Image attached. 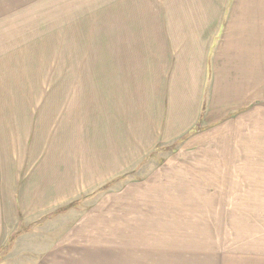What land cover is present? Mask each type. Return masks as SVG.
<instances>
[{"label":"rangeland","instance_id":"1","mask_svg":"<svg viewBox=\"0 0 264 264\" xmlns=\"http://www.w3.org/2000/svg\"><path fill=\"white\" fill-rule=\"evenodd\" d=\"M175 17L202 23L170 25ZM150 51L161 72L145 61ZM183 55L216 67L207 66L202 102L187 111L195 125L156 155L215 167L193 181L191 199L161 202L165 232L156 231L158 210L144 218L150 232H133L128 218L113 227L110 208L89 214L86 199L18 215L15 193L32 168L14 166L24 141L34 145L30 132H41L39 148L49 125L90 132L103 97L119 107L124 95L147 101L146 78L148 87L163 82ZM251 240H264V0H0V264H206L207 252L233 264L238 242Z\"/></svg>","mask_w":264,"mask_h":264},{"label":"crops","instance_id":"2","mask_svg":"<svg viewBox=\"0 0 264 264\" xmlns=\"http://www.w3.org/2000/svg\"><path fill=\"white\" fill-rule=\"evenodd\" d=\"M23 6L22 2H18L14 9ZM195 18L186 17L183 21V18L175 17L170 25L202 23ZM144 58L152 72L162 71L161 68L158 70L157 65L151 64V51ZM172 64L177 69L163 82L157 85L151 82V87H148L150 78H146L144 84L147 83V87L144 88L143 96L148 98L147 101L140 95L137 98L136 95H124L119 107L114 98L103 97L106 104L97 105L99 112H96L95 122L87 127L90 132L84 131L83 124L74 132L71 129L57 132V124L54 127L49 125L42 131L47 132V144L41 148L37 145L41 132H30L36 148L29 144L30 150L25 140L22 148L17 150L18 154L23 153V159L20 160L19 156L14 166L17 169L32 168L31 175L21 181L15 193L18 215L20 211L27 216L46 214L50 208L60 204L86 199L89 214L99 215L100 211L110 208L114 211L111 214L113 219L109 220L113 227H119L118 224L125 223L123 219L128 218L127 225L133 227L128 231L133 232H150L151 222H146L144 218L152 210H158L156 231L165 232L161 226L162 218H167V211L161 202L165 207L167 204L173 207L174 202L182 200L184 194L191 199L195 192L191 187L193 181L200 182L199 177L209 175L215 167L214 163L208 161L166 160L156 155L161 151L160 146L171 147L182 140L195 125V113L187 111L202 102L197 91H203L206 82L209 83L207 66L216 67L214 59L208 61L205 55L197 56V62L192 60L190 63L189 57L183 55L182 60L176 59ZM188 65L198 66L199 69L197 72L189 71ZM135 100L138 104L134 103ZM134 105L138 112L131 114L135 116L132 119L125 114L132 111ZM179 105L182 106L180 109ZM168 121H171L170 129H167ZM60 125L65 126V113ZM69 125L68 119V128ZM83 142L95 144L83 146ZM185 147L180 145L178 152H182ZM60 163L63 166H57ZM57 169H63V172L55 174ZM108 185L111 187L101 192ZM174 209L183 210L180 207ZM188 210L192 211L193 208L189 207ZM103 224L104 219L100 226ZM138 226H146L148 229L135 228ZM238 244L239 251L233 253L240 256V262L233 264H264V240L241 241ZM129 247L146 246L134 244ZM201 260L207 261L206 264H210L209 260L212 264H226L221 254L209 252L202 254Z\"/></svg>","mask_w":264,"mask_h":264}]
</instances>
